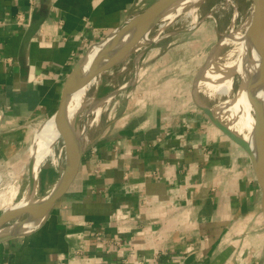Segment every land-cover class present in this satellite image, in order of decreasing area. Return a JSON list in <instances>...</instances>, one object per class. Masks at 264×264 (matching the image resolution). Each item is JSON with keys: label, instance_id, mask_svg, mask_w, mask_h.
<instances>
[{"label": "crops", "instance_id": "1", "mask_svg": "<svg viewBox=\"0 0 264 264\" xmlns=\"http://www.w3.org/2000/svg\"><path fill=\"white\" fill-rule=\"evenodd\" d=\"M145 1L0 0V163L29 149L33 122L55 114L76 63ZM140 69L112 90L68 189L36 226L0 242V264H235L242 255L250 230L241 222L262 200L248 154L188 99L168 58Z\"/></svg>", "mask_w": 264, "mask_h": 264}, {"label": "rangeland", "instance_id": "2", "mask_svg": "<svg viewBox=\"0 0 264 264\" xmlns=\"http://www.w3.org/2000/svg\"><path fill=\"white\" fill-rule=\"evenodd\" d=\"M153 1H145V6L140 12L145 10ZM194 4L197 9L192 13L183 12L174 18L161 16L147 31L148 39L138 42L131 53L115 67L97 75V82L88 88L85 100L77 111V114H82L81 129L82 117L91 105L95 103V107L101 106L103 108L100 115L102 118L106 112V104H109L113 98L108 99V96L113 93L112 90L119 89L120 86L130 81L137 64L140 66L144 61L149 62L151 60L163 61L168 58L175 68L174 72L185 78V85L182 87L184 88L183 91L187 93L188 99L193 103H196V98L201 103L214 104V107L220 110L217 101L224 98V95L217 93L215 99H209L198 88L197 82L212 59L218 58L221 61L223 54L235 46L233 42L223 43V40L230 31L242 27L253 18V0H201V2L197 0ZM190 7L191 4L188 2L184 9L188 10ZM195 14L196 23L194 22ZM118 37L119 34L116 33L111 39L116 40ZM166 54L168 55L164 58L163 55ZM140 71L139 68L138 76ZM240 76V74L234 75L232 90L236 92L242 81ZM94 115L93 111L92 116ZM49 119L40 124L39 121L33 122V127H36L35 132L39 127H44ZM31 144L27 146L35 147L34 139ZM51 146L53 151L46 155L39 167L40 170L32 188L29 178V165L33 159L32 154L35 148L32 154L30 149L26 148L27 150L20 154L14 162L0 163V213L21 199L27 188L30 191L35 188V194L31 198V202H34L44 198L55 187L58 183L57 179H60L66 167V148L62 135L55 142L51 141ZM19 160H24V162H19ZM42 168L47 169L48 173L51 174L47 185L41 184L39 181ZM259 189L261 191L260 186ZM25 217L26 215H23L18 219L22 220ZM244 219L241 226L248 225L247 228L250 232L246 229L240 235L242 239L239 252H242V255H239L235 264H264V214L262 206H258L252 215ZM13 222L14 220L9 221L4 227Z\"/></svg>", "mask_w": 264, "mask_h": 264}, {"label": "bare ground", "instance_id": "3", "mask_svg": "<svg viewBox=\"0 0 264 264\" xmlns=\"http://www.w3.org/2000/svg\"><path fill=\"white\" fill-rule=\"evenodd\" d=\"M195 1L197 0H175L172 3V5L174 4V6L171 7V5L169 7L171 9L166 11L163 16L165 18H174L183 12L192 13L197 9L195 8ZM188 2L189 4H191V7L188 10H185L184 6ZM196 21L197 18L195 14L194 22L196 23ZM252 21L253 18L245 23L242 27L233 29L227 34V36L223 40V43L233 42L235 46L226 51L225 54H223L221 61L218 58H214L210 61L209 65L206 67L205 72L199 78L197 85L198 88L202 90L209 99H215L217 93L224 95V98H221L219 101H217L220 110H217L214 107V104L208 105L213 109L215 115L224 123H226L232 130L243 136L249 142L254 143L257 117L252 99L258 100L259 103L264 107V73L259 61L257 60V57L253 50V44L249 37V30L251 28ZM116 30L102 40L94 43L87 50L82 63V68L84 71H87L89 66L98 58L104 57L112 47L118 48L126 44L134 34V29L125 30L124 32L119 33V41L115 43L114 39H111V37L116 34ZM148 30L149 29H147L143 36L140 38L141 42L148 39ZM135 71L136 73L134 74V79L131 78L129 82L123 84L122 86H120V88L129 86L133 82V80L136 79L138 70L136 69ZM235 74H240V77L242 78L237 92L232 90ZM96 82V75L89 76L87 77L85 82H83L78 88L73 91L68 100L66 109V116L71 122H73L75 117L79 114H77L78 108L85 100L84 98L86 96L88 88ZM113 95L114 93L112 94V96ZM110 96L108 97V99L111 98ZM196 101L201 102L199 99H196ZM91 108L95 113L94 116H92L93 111ZM102 109L103 108L101 106L95 107L94 103L83 115L82 118L84 120L83 124L85 125V127L83 130L84 132L81 131L80 133L82 141H84V143L86 138H88V133L93 130L98 124ZM224 114H227L228 117H225ZM81 115L82 114H80V116ZM47 122L48 123H46L44 127L41 126L36 129L33 138L35 140V147H32V144L29 147L31 154L33 152V149L35 148V151L32 154L33 159L31 164V172L35 178L38 175V172L40 170L39 167L41 166L46 155L50 154L53 151L51 141L55 142L56 139L60 135H62L57 126L55 114ZM32 191L27 188L24 191L21 199H19L17 202L15 201L16 203L12 202V200L11 202L14 203V205L11 207L7 205L8 208L24 205L31 202V198L33 194H35V188H33ZM41 220L42 219L40 218H36V220H28V222H24L19 226L15 224L17 222L16 221L14 224L12 223V225L2 228L0 230V233L5 235L17 230L27 231L36 226Z\"/></svg>", "mask_w": 264, "mask_h": 264}, {"label": "water", "instance_id": "4", "mask_svg": "<svg viewBox=\"0 0 264 264\" xmlns=\"http://www.w3.org/2000/svg\"><path fill=\"white\" fill-rule=\"evenodd\" d=\"M173 1L175 0H156L145 10L127 20L116 30V33L119 34L125 30L134 29L132 38L123 46L118 48L112 47L104 57L98 58L94 61L87 71H84L82 68L85 55L76 63L64 84L60 104L55 112L57 126L62 134L66 148L65 170L55 187L41 200L29 202L20 206H14L2 211L0 213V230L12 225L10 224L4 227V225L11 220H14L13 224L17 221L15 224L19 226L24 222H28V220H36V218L43 219L53 207L57 199L68 189L77 174L83 154V141L80 133L82 131L81 113L75 117L73 122H71L66 116V109L70 96L76 88L85 82L87 77L92 75L97 76L99 73L115 67L124 60L131 53L133 47L140 41V38L146 30L150 29L166 11L171 9L169 7L172 5ZM254 5V16L249 30V37L253 44V50L257 60L264 73V0H254ZM173 6L174 4L171 7ZM114 41L116 43L119 40L117 38ZM132 79H134V76ZM119 90H121V88L116 89V92ZM252 100L257 117L254 143L249 142L243 136L232 130L215 115L213 109L208 104L197 102L195 98L196 104L205 112L209 120L248 154L255 172L257 183L261 188V206L264 214V107L258 100ZM31 164L30 185L32 188L35 177L31 172ZM23 215H26V217L19 220L18 217ZM24 232H26V230L12 231L5 235L0 233V242L18 236Z\"/></svg>", "mask_w": 264, "mask_h": 264}, {"label": "built area", "instance_id": "5", "mask_svg": "<svg viewBox=\"0 0 264 264\" xmlns=\"http://www.w3.org/2000/svg\"><path fill=\"white\" fill-rule=\"evenodd\" d=\"M139 68H140V66H138V64H137V68H136V69L139 70ZM136 69H135V70H136ZM135 73H136V71H134V74H135ZM134 74H133V76H134ZM136 75H137V77H138V74H136ZM137 77H136V78H137ZM82 121H84V120H82ZM84 127H85V125L83 124V125H82V131L84 130ZM83 132H84V131H83Z\"/></svg>", "mask_w": 264, "mask_h": 264}]
</instances>
